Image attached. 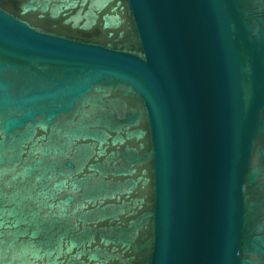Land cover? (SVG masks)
<instances>
[{
  "label": "water",
  "instance_id": "1",
  "mask_svg": "<svg viewBox=\"0 0 264 264\" xmlns=\"http://www.w3.org/2000/svg\"><path fill=\"white\" fill-rule=\"evenodd\" d=\"M0 264H264V0H0Z\"/></svg>",
  "mask_w": 264,
  "mask_h": 264
}]
</instances>
